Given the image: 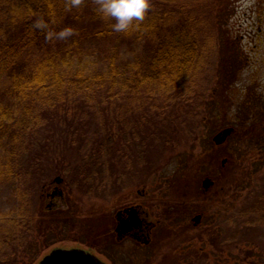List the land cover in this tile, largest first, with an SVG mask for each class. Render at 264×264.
<instances>
[{"label": "rangeland", "instance_id": "obj_1", "mask_svg": "<svg viewBox=\"0 0 264 264\" xmlns=\"http://www.w3.org/2000/svg\"><path fill=\"white\" fill-rule=\"evenodd\" d=\"M205 1L216 53L203 91L191 102L195 112L172 132L176 146L165 150L151 139L144 164H137L134 154L132 164H124L117 152L105 156L100 149L97 164H87L86 155L108 140L129 155L138 149L135 139H127L128 145L117 136L106 140L103 128L118 118L103 102L106 93L93 84L90 94L96 95L89 100L79 95L75 101L36 106L24 165L37 164L40 172L32 169L29 181L19 174L16 183L7 176L0 182L1 214H15V186L22 183L41 221L26 249L18 250L17 264H37L62 246L90 250L108 264H264V228L241 217L264 184V165L240 162L249 152H264V124L259 122L264 120V0ZM122 50L127 59L130 48ZM104 62L90 56L81 66L98 73ZM137 115L126 117L133 126L139 122L146 131L162 130L154 113ZM226 128L237 131L215 143L214 136ZM6 155L0 153V168L7 164ZM206 177L214 180L207 190L202 185ZM54 185L62 197L46 196ZM140 190L148 194L140 196ZM139 201L155 223L151 242L117 240L116 213ZM204 212L202 223L195 225L193 217Z\"/></svg>", "mask_w": 264, "mask_h": 264}, {"label": "trees", "instance_id": "obj_2", "mask_svg": "<svg viewBox=\"0 0 264 264\" xmlns=\"http://www.w3.org/2000/svg\"><path fill=\"white\" fill-rule=\"evenodd\" d=\"M206 5L205 0H155L139 27L125 33L114 31L113 21L97 14L96 0L78 4L74 0H0V153L7 154L0 182L7 176L16 183L19 174L29 181L32 169L40 172L37 164L24 165L36 106L75 101L79 95L89 100L96 95L90 94L93 84L106 93L103 102L118 112L110 127L103 128L106 140L117 136L128 145L127 139H135L138 149L129 155L105 140L86 155L87 164H97L100 149L105 156L117 152L124 164H132V154L137 164H144L151 139L165 150L176 146L172 132L179 120L195 112L191 102L203 91L206 70L216 53L212 14ZM65 29H71V34L59 38ZM125 45L130 48L127 59L122 57ZM90 56L105 61L103 71L94 73L90 66H81ZM139 112L154 113L162 130L146 131L139 122L133 126L126 117H138ZM259 122L264 124L263 119ZM253 156L249 152L240 162L264 165V152ZM21 184L15 186V214L0 213V264H17L18 250L26 249L29 236L41 223L33 213L31 192ZM249 200L241 217L250 226L264 228V184Z\"/></svg>", "mask_w": 264, "mask_h": 264}, {"label": "flooded vegetation", "instance_id": "obj_3", "mask_svg": "<svg viewBox=\"0 0 264 264\" xmlns=\"http://www.w3.org/2000/svg\"><path fill=\"white\" fill-rule=\"evenodd\" d=\"M55 187L56 185H54L53 188ZM55 194L61 195L62 197V189L61 192L57 189V192L53 195L49 193V191L46 192V196L52 199L56 196ZM147 194V191H139L140 196H145ZM53 202L55 201L53 200ZM49 205L51 206L52 204ZM147 208L148 206L146 204L139 201V204L132 203L118 210V212L116 213V224L114 226V233L117 240L120 241L124 238H132L138 242H141L142 244H148L151 242V235L155 227V223L152 219H150V213ZM197 215H200V218L198 220L195 219ZM204 215L205 212L204 214H196L193 217L195 225L202 223Z\"/></svg>", "mask_w": 264, "mask_h": 264}, {"label": "clouds", "instance_id": "obj_4", "mask_svg": "<svg viewBox=\"0 0 264 264\" xmlns=\"http://www.w3.org/2000/svg\"><path fill=\"white\" fill-rule=\"evenodd\" d=\"M79 3V0H74ZM153 0H96V12L104 19L113 21L111 27L116 32H128L132 28H138L152 8ZM38 26H43L38 22ZM71 34V29H65L58 33L59 38Z\"/></svg>", "mask_w": 264, "mask_h": 264}, {"label": "water", "instance_id": "obj_5", "mask_svg": "<svg viewBox=\"0 0 264 264\" xmlns=\"http://www.w3.org/2000/svg\"><path fill=\"white\" fill-rule=\"evenodd\" d=\"M230 130H224L222 133L217 134L215 137L217 142H221L222 138L226 136ZM62 178L57 176L55 181L61 182ZM212 183L210 178H206L203 182L205 187H208ZM55 193V192H54ZM200 218V215L195 217L196 220ZM37 264H107L99 256L95 255L90 250H86L80 247H56L49 253H46Z\"/></svg>", "mask_w": 264, "mask_h": 264}]
</instances>
